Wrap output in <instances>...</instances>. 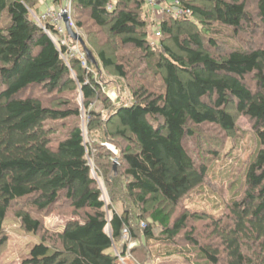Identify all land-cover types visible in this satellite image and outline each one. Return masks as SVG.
<instances>
[{"label":"trees","instance_id":"16d2710c","mask_svg":"<svg viewBox=\"0 0 264 264\" xmlns=\"http://www.w3.org/2000/svg\"><path fill=\"white\" fill-rule=\"evenodd\" d=\"M181 2L191 16H164L158 24L160 43L153 45L148 28L156 21L147 20L152 13L146 0H116L115 5L112 0H74L73 23L91 37L85 45L92 53L93 28L114 45L120 40L135 51L118 62L105 49L95 57L103 67L125 79L137 65H152L147 80L146 71L141 74L132 102L120 101L116 86L114 103L104 90L108 87L95 77L98 64L87 60L83 66L79 58L67 63L37 24L32 13L41 16L43 4L0 0V255L13 208L26 204L43 213L63 205L78 220L52 233V246L43 238L23 264H120L114 247L122 244L125 229L138 243L131 250L137 264H177L181 258L188 264H264V0ZM83 17L91 20L90 27ZM38 90L61 100L56 105L36 96ZM79 90L86 111L99 102L109 115L105 120L96 110L87 112L91 131L102 132V138L92 133L89 143L80 106L72 102ZM237 117L251 122V132L239 128ZM207 126L247 138L251 155L241 164V190L228 203L225 218L203 212L173 220L170 207H179L207 184L209 174L217 178L224 171L195 157L196 137ZM117 138L127 145L120 146ZM107 142L116 143L121 153L122 174L115 179L108 177L111 163L106 160L112 151L104 146ZM206 154L216 160L220 156ZM93 156L97 163L105 160L96 171L110 189L109 204L93 176ZM226 163V170L234 167ZM116 202L125 207L122 212L114 208ZM20 210L24 230L39 235L42 222ZM194 220L210 222L209 242L196 239ZM180 239L199 252L197 258L183 252Z\"/></svg>","mask_w":264,"mask_h":264},{"label":"rangeland","instance_id":"374dc122","mask_svg":"<svg viewBox=\"0 0 264 264\" xmlns=\"http://www.w3.org/2000/svg\"><path fill=\"white\" fill-rule=\"evenodd\" d=\"M49 2V6L54 7V4ZM115 5V4H114ZM47 7L40 6L39 14L42 15L46 11ZM164 16L155 14L152 10V14L147 18L148 22L156 21V25L153 28L152 24H150L148 31H149V39L150 43L153 45H159L160 37H157V32L159 30V23L161 21V18ZM83 21L87 22L88 26H91V20L87 17L82 18ZM45 25V24H44ZM75 26V25H74ZM77 34H79L82 39L84 40H91V37L88 36L87 31L78 30L76 26L74 27ZM95 33H93V53L90 51L86 45V49L90 51L96 61V64H98V72L95 73V77L99 80L102 87H108L104 88L105 92L107 93V96L114 102L119 98V93L115 89L117 86L118 89L121 91V100L128 103L132 102L131 96L133 89L136 88L138 85H142V80L144 76L143 73L146 71V80L148 79L149 74H151L148 70L151 69L152 65H149V63H146V65H137L135 71L131 72L128 76L129 78L121 79L114 68H105L101 65L97 58V54L105 49H108L109 51V57H112L115 60H118L119 56L126 55L131 56L135 52L133 47H122L119 42L118 44H113L112 39L108 38V36L100 31L97 28H93ZM69 35V34H68ZM73 43V44H72ZM68 45L71 47H80L83 52H85L83 46L80 44L79 41H76L72 39L69 36L68 39ZM68 49V47H66ZM86 54V52H85ZM115 57V58H114ZM87 58V54H86ZM88 60V58H87ZM120 60H118L119 62ZM91 62V61H90ZM117 62V64H118ZM92 63V62H91ZM92 65H95L92 63ZM84 66V65H83ZM88 66V65H86ZM151 66V67H150ZM130 70V69H129ZM140 73V74H139ZM136 74V75H135ZM73 78L76 79V75H73ZM250 81V80H249ZM159 85V84H158ZM113 88V89H110ZM44 90H38L36 96L45 98L47 100L49 98L48 95L44 93ZM56 95L53 96V98H49V100L52 101V103H56L58 105L59 101L56 99ZM74 103H77L78 106H80L81 112L83 114L82 119H80V123L82 124L83 134L84 138L86 140V143H89L93 139V134L95 136H98V138L101 137L102 132L101 130H95L91 131L89 124V115L87 112H91L92 110H96L97 112H100L104 114V119L106 120L109 115H107V111H104L105 108L102 104L99 102H95L92 107L88 111L85 109V101L81 94V90L77 91L76 94L72 97ZM56 100L58 102H56ZM55 105V104H54ZM71 122H75V119H71ZM93 121H91L92 123ZM237 123L239 128H241L242 131L245 132H251L252 130V124L249 120H247L244 117H237ZM237 135V134H236ZM98 138H94V140H97ZM102 138V137H101ZM108 138V137H107ZM109 139V138H108ZM247 138H238L236 136L229 137V135L221 133L215 127L207 126L205 128H201L199 131V135L196 137L195 140V157L199 160H204L203 163L206 165H209L213 168V170H222L224 171L221 174H218L217 178H213L212 174H209L210 180L205 184L204 186L200 187L198 190L190 194L179 207L177 208H169V211L172 213L173 220L180 218L182 214L188 213L190 216L194 217V214L197 216H202L203 214L198 213H209L214 216H216L219 219L225 218L229 215L228 212V203H231V200L234 199V196L237 192H240L241 185L238 184V178H240V174L242 172L241 170V164H244L251 155V152L247 148ZM116 143H119L120 146L123 148L127 145L126 142H124L122 139H116ZM116 143H110L107 142L104 144L106 148L112 151V157L110 160H106L108 164L110 165V175L108 177L115 179L118 176L122 174V168L121 163L119 162V157L121 156L120 150L118 149V146ZM246 148V149H245ZM215 151L220 154L219 158L216 160L211 155L206 154V151ZM194 151V152H195ZM97 154V153H96ZM236 157V158H235ZM118 158V159H116ZM91 165L93 168V176L96 180H98L99 187L101 188L103 192V199L107 204L110 202V195L108 190V186L105 183L104 178L98 175L96 171V165L97 167H104L105 160L103 161L101 159V162L95 161V158H91ZM119 162V163H118ZM230 162L231 164L234 163V167L231 169L226 170L227 163ZM226 163V164H225ZM240 163V165H239ZM222 165H226L223 167ZM116 166V174L114 173V167ZM239 166V167H237ZM126 179L122 178V186L125 183ZM25 203V202H24ZM149 208L151 211L153 208V203L149 205ZM114 208L118 212H122L124 210V206L121 202H116L114 204ZM20 209H24L25 212L30 213L35 219H38L42 222L43 230L39 235H34L26 232L23 228L22 221L17 216ZM128 209H131V205L128 203ZM114 211V209H113ZM112 210L108 211V216H111L113 213ZM141 213V210H137L136 214L139 216ZM78 220V216L70 209L66 208L65 206H57V208L53 210H48L43 213H37L32 211L26 204L17 205L15 208L12 209L10 212V215L5 223V235L8 237V243L5 246L4 250L2 251L0 255V264H23L24 260L28 259L30 257L31 251L33 248L40 244L41 241H43V238H46V236L50 239V236L52 233L55 232H61L63 227L66 223L70 221ZM136 222L137 218L134 219ZM224 222L228 223L225 219ZM147 224V222H146ZM210 224L208 220L198 221L194 220L191 223V226H195V228H198V232L196 235V239L199 240L201 244H204L206 242H209V231L207 230V226ZM48 232V233H47ZM51 233V234H50ZM216 242V241H215ZM50 245L52 246L54 243L51 242L50 239ZM178 243L181 245L180 247L184 250L183 252L185 254H188V256H194V258L198 257L199 252L192 246L184 242L183 239H180ZM127 247V249H130V256L129 259H126V264H137V261L132 257L131 250L135 249L136 246H138V243L136 240L132 238V235L130 237L129 241H122V244H118L114 247L115 254L119 257L124 253V247ZM55 247V246H54ZM141 250V249H139ZM144 252V251H143ZM147 256V254H146ZM191 258V257H190ZM149 261L148 256L146 257V262ZM149 264H155L152 261L149 262ZM177 264H188L185 263V260L181 258L177 261ZM196 264V262H195Z\"/></svg>","mask_w":264,"mask_h":264},{"label":"built area","instance_id":"2783aa9c","mask_svg":"<svg viewBox=\"0 0 264 264\" xmlns=\"http://www.w3.org/2000/svg\"><path fill=\"white\" fill-rule=\"evenodd\" d=\"M41 4L47 7L46 11L41 15L32 13L37 24L52 38L56 46L61 52L62 58L69 63L73 58H79L83 61V65H87V58L85 52L80 47H73L68 45V31L65 24V17H67L74 28L73 23V11H74V0H52L54 7L49 6L50 0H38ZM115 4L116 0H112ZM182 0H146L148 10L152 13L161 16H171L173 18H184L190 17L191 12L185 9L182 5ZM111 8H113L111 6ZM163 18V17H162ZM161 18V19H162ZM48 23L53 25L55 31L52 32ZM45 24V25H44ZM75 30V29H74ZM161 31L157 32V37H161ZM68 47L66 53L63 52V48ZM131 237L130 231L125 229L123 231V241H129ZM130 256V249L126 250V254L123 253L119 256L120 264H126Z\"/></svg>","mask_w":264,"mask_h":264},{"label":"water","instance_id":"95a60500","mask_svg":"<svg viewBox=\"0 0 264 264\" xmlns=\"http://www.w3.org/2000/svg\"><path fill=\"white\" fill-rule=\"evenodd\" d=\"M65 24H66L69 36L72 39L80 42V44L83 46V48H84V50H85V52L87 54L88 60L91 61L93 64H96V61H95L92 53L90 51H88V49H86L84 40L82 39V37L79 34L76 33V31L71 26V23H70V21H69V19L67 17H65ZM114 173L116 174V166L114 167Z\"/></svg>","mask_w":264,"mask_h":264}]
</instances>
